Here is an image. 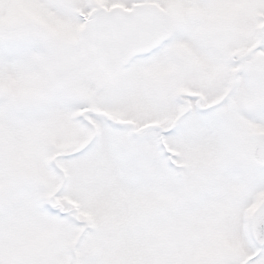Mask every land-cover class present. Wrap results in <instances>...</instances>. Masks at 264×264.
Instances as JSON below:
<instances>
[{"label": "snow or ice", "instance_id": "1", "mask_svg": "<svg viewBox=\"0 0 264 264\" xmlns=\"http://www.w3.org/2000/svg\"><path fill=\"white\" fill-rule=\"evenodd\" d=\"M0 264H264V0H0Z\"/></svg>", "mask_w": 264, "mask_h": 264}]
</instances>
